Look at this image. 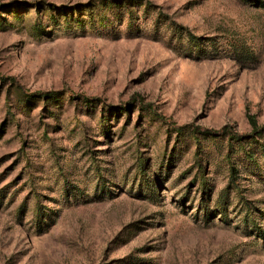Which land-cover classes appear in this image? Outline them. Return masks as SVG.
<instances>
[{"label": "rangeland", "instance_id": "rangeland-1", "mask_svg": "<svg viewBox=\"0 0 264 264\" xmlns=\"http://www.w3.org/2000/svg\"><path fill=\"white\" fill-rule=\"evenodd\" d=\"M249 116L264 0H0V264H264Z\"/></svg>", "mask_w": 264, "mask_h": 264}, {"label": "trees", "instance_id": "trees-1", "mask_svg": "<svg viewBox=\"0 0 264 264\" xmlns=\"http://www.w3.org/2000/svg\"><path fill=\"white\" fill-rule=\"evenodd\" d=\"M69 93L73 94V92H71V91H69ZM38 94H40L41 96H47L48 93L40 92ZM138 105L141 108L147 107V108H149V110L155 112L152 104L138 103ZM156 114L159 116V118L161 120H163L166 123H169L177 131H183L186 127H188V125H178L173 120L163 116L160 113H156ZM249 120H250V123L252 125V131L250 133L236 132L233 129H231L229 126H223L219 129L203 128V127H198L196 125H192V126H194L202 134H208V135H211L214 137L222 136V135H228V136H231V138H235L238 140H244V139H248L250 137H256V136L264 134V126L259 125L254 116H249Z\"/></svg>", "mask_w": 264, "mask_h": 264}]
</instances>
